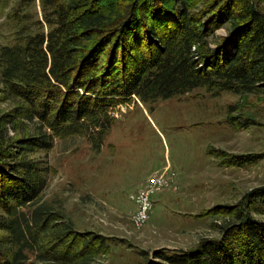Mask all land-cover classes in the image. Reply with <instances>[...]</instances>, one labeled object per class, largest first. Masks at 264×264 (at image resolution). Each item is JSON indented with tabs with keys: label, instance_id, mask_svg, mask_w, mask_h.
<instances>
[{
	"label": "trees",
	"instance_id": "1",
	"mask_svg": "<svg viewBox=\"0 0 264 264\" xmlns=\"http://www.w3.org/2000/svg\"><path fill=\"white\" fill-rule=\"evenodd\" d=\"M41 2L50 28L27 32L23 23L0 45L2 89L18 102L0 120V264H25L30 255L88 264L106 249L105 237L75 229L63 211L39 202L48 166L28 153L90 129L100 141L109 107L132 95L168 97L198 85L264 93V13L251 0H207L200 11L186 0ZM225 22L227 35L210 42ZM17 118L47 130L12 138ZM250 196L264 201V186ZM235 214L239 222L219 238L157 248L144 264H264V221Z\"/></svg>",
	"mask_w": 264,
	"mask_h": 264
},
{
	"label": "rangeland",
	"instance_id": "2",
	"mask_svg": "<svg viewBox=\"0 0 264 264\" xmlns=\"http://www.w3.org/2000/svg\"><path fill=\"white\" fill-rule=\"evenodd\" d=\"M186 1L190 11L207 2ZM251 2L264 13V0ZM45 12L41 0H0V45L13 42L23 23L27 32L39 25L47 31ZM226 27L222 23L209 41L227 35ZM2 87L0 77V120L18 105ZM108 113L110 126L100 141L90 129L54 136L49 148L28 153L48 166L39 202L63 211L75 229L105 237L106 249L88 264H144L157 248L189 249L204 237L219 238L239 222L238 209L264 221V201L250 196L264 186L262 91L198 85L168 97L132 95ZM18 119L19 128L8 131L12 138L47 130L36 119ZM153 179L159 182L151 210L137 222L130 194ZM25 264L80 263L30 255Z\"/></svg>",
	"mask_w": 264,
	"mask_h": 264
},
{
	"label": "built area",
	"instance_id": "3",
	"mask_svg": "<svg viewBox=\"0 0 264 264\" xmlns=\"http://www.w3.org/2000/svg\"><path fill=\"white\" fill-rule=\"evenodd\" d=\"M152 182L153 183H151L149 186L140 188L130 194L131 199L136 205L133 218L137 222L144 221L148 217L149 212L151 210L152 207L151 195L153 194V192H155L154 186L156 182H159V180L153 179Z\"/></svg>",
	"mask_w": 264,
	"mask_h": 264
},
{
	"label": "bare ground",
	"instance_id": "4",
	"mask_svg": "<svg viewBox=\"0 0 264 264\" xmlns=\"http://www.w3.org/2000/svg\"><path fill=\"white\" fill-rule=\"evenodd\" d=\"M156 185V184H155ZM146 221V220H145Z\"/></svg>",
	"mask_w": 264,
	"mask_h": 264
}]
</instances>
